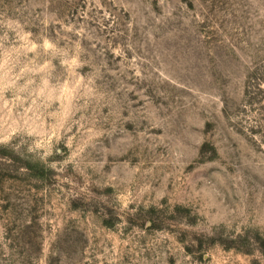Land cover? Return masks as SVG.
I'll return each mask as SVG.
<instances>
[{
	"label": "rangeland",
	"instance_id": "rangeland-1",
	"mask_svg": "<svg viewBox=\"0 0 264 264\" xmlns=\"http://www.w3.org/2000/svg\"><path fill=\"white\" fill-rule=\"evenodd\" d=\"M0 264H264V0H0Z\"/></svg>",
	"mask_w": 264,
	"mask_h": 264
}]
</instances>
